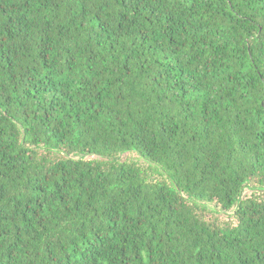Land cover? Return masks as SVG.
<instances>
[{
	"label": "trees",
	"instance_id": "16d2710c",
	"mask_svg": "<svg viewBox=\"0 0 264 264\" xmlns=\"http://www.w3.org/2000/svg\"><path fill=\"white\" fill-rule=\"evenodd\" d=\"M0 264H264V0H0Z\"/></svg>",
	"mask_w": 264,
	"mask_h": 264
},
{
	"label": "rangeland",
	"instance_id": "374dc122",
	"mask_svg": "<svg viewBox=\"0 0 264 264\" xmlns=\"http://www.w3.org/2000/svg\"><path fill=\"white\" fill-rule=\"evenodd\" d=\"M250 193H251V191L248 190V189H246V190L244 191V194H245V195H246V194H250ZM226 214H231V211H227Z\"/></svg>",
	"mask_w": 264,
	"mask_h": 264
}]
</instances>
